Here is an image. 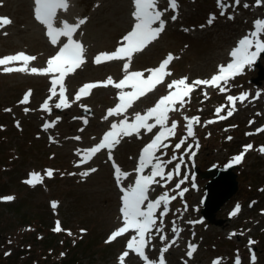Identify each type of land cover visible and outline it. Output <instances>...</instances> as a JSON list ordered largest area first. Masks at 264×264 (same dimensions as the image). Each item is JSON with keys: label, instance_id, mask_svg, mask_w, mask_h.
I'll return each instance as SVG.
<instances>
[{"label": "rangeland", "instance_id": "rangeland-1", "mask_svg": "<svg viewBox=\"0 0 264 264\" xmlns=\"http://www.w3.org/2000/svg\"><path fill=\"white\" fill-rule=\"evenodd\" d=\"M118 1L69 0L68 10L56 15V27H62L63 21L75 24L78 19L87 18L72 37L83 46L84 62L74 72L66 73L63 81L70 106L56 108L60 86L56 85V95H52L51 89L52 80L59 79V73H33L31 69L46 68L49 58L67 43V37L61 36L57 45L51 43L46 26L35 18V0H0V15L11 18L10 25L0 27V58L20 52L36 57L27 63L19 60L0 65V264H63V260L73 264H121L125 251L128 256L123 264H147L134 248H128L134 237L139 238L136 230L108 241L112 231L123 222L122 187L131 182L142 147L160 126L151 132L142 129L139 135H118L117 145L90 158L86 150L102 131L111 130L113 123L119 125L126 117L130 122L135 113L150 108L149 103L156 98L138 100L120 115H108V110L119 102L121 91L114 85H99L90 89L89 95L75 99L85 84L103 82L109 76L118 83L125 75L126 61L94 62L98 54L114 51L135 21L132 16L123 28L113 35L108 33ZM254 1L240 0L236 4L235 0H225L228 7L222 9L217 0H177L178 8L173 10L169 0H161L158 10L163 11L167 27L131 60L129 71L156 68L171 53L174 59L166 66L171 75L164 76L163 86L182 77L191 82L208 78L230 60L232 47L251 31L252 21L264 18V6L255 7ZM132 2L126 0L125 4L130 6ZM259 38L264 39V33ZM260 64L264 69V56L260 57ZM5 67L26 70L5 72ZM258 71L253 63L246 65L226 85L221 84L225 91L213 88L214 98L203 97L202 89H198L186 98L183 108L177 105V110L168 112L167 126L170 128L176 121L177 127L175 134L164 140L167 147L159 149L156 155L171 162L165 164L164 178H156L158 183L149 193H153V199L165 192L175 199L169 200L166 209L163 203L159 206L155 227L145 235L144 252L149 261L158 264L167 247L163 252L166 264H213L217 259L220 264H236L237 257L240 264H253V255L255 264H264V131H257L264 128V78L259 79V84L251 81ZM256 87L260 92L255 105L240 104L234 116L222 122H200L199 127L195 122L193 134L201 139L196 154L175 147L181 139H191L185 132L183 114L190 111L210 115L211 107L226 99L227 93H242ZM29 90L28 101L22 103ZM216 94H220L219 98ZM45 101L50 111L42 107ZM252 116L254 121L248 122ZM46 123L51 125L47 129L43 127ZM241 144H252L253 150L233 170L238 189L216 213L222 223L196 224L202 208L200 198L210 178L200 179L195 169L205 171L223 166L241 151ZM114 166L129 173L119 185ZM92 168L96 171L90 172ZM48 170H52L50 177ZM33 172L42 178V182H34L35 186L26 183ZM85 172L88 174L83 175ZM167 173H174L173 179H168ZM193 182L197 183L195 189L191 187ZM179 188L186 189V193L179 194ZM7 196L14 199H2ZM52 202H58L55 208ZM237 205L239 213L229 215ZM162 212L165 214L161 215ZM57 221L60 231H54ZM190 245L196 246L191 257L187 255Z\"/></svg>", "mask_w": 264, "mask_h": 264}, {"label": "snow or ice", "instance_id": "snow-or-ice-1", "mask_svg": "<svg viewBox=\"0 0 264 264\" xmlns=\"http://www.w3.org/2000/svg\"><path fill=\"white\" fill-rule=\"evenodd\" d=\"M236 4L240 3V0H235ZM264 3V0H257V4L260 5ZM134 11L132 13L135 24L131 31H129L126 35L122 37L120 42V46H118L112 52H102L95 57L94 62L100 64L104 61H112V60H123L127 58V62L123 65V71L125 75L123 78L117 83L113 80L111 76L107 78L106 81L89 83L83 85L75 99L79 100L81 96L89 95V90L97 87L99 85L107 86L114 85L117 89H123L125 86H130L133 91L125 92L121 91L119 93V103L112 109L108 110V115H120L127 111L130 107H132L133 103L145 96L147 92L152 91L154 87L162 83L163 76H170L171 72L166 71V66L174 59L172 54L170 53L167 58H165L158 67L152 69H146L144 71L150 73L147 78H142L144 76L143 71H129L132 56L134 53L142 51L148 44L152 41L156 40L159 35L164 31L166 21L162 18L163 11L158 10L159 0H133ZM218 7L225 9L228 5L225 3V0H217ZM70 6L69 0H35V18L44 24L47 28V35L50 38V41L53 45H57L59 42V38L61 36L67 37V43H64L60 50L56 55L49 58L47 61V67L44 69H36L33 68L31 71L33 73H50V72H58L59 79H53L51 89L52 95H56V85L60 86L59 96L60 101L55 104L56 108L61 107H69L70 105L67 103L65 98V85L63 83L66 73H72L76 68L80 67L84 62L82 58L83 46L80 42L72 39L73 34L80 27V25L86 22L87 18L78 19L77 23L70 24L67 21L62 22V27H56L54 25V21L56 19V13L58 9L67 11ZM169 6L175 10L178 8L177 0H169ZM248 7V5H244ZM166 11V10H165ZM224 14V11H221V15ZM232 18V17H229ZM173 20L176 19V16L172 17ZM214 19V17H212ZM212 19L209 20V23L212 22ZM11 23V20L8 17H0V27L8 25ZM158 26H154L157 25ZM256 30L251 32L250 35H246L241 38L238 42V46L235 47L230 55L233 58L231 62H229L226 66L220 65L218 69V74H214L210 79H197L192 81L191 84L188 83L187 77H182L177 80H173L168 84V88L170 89L167 95L162 96L157 103L145 110L142 113H135L134 120L129 122L127 117L120 121L119 125L113 123L109 132H107L100 144L92 147L91 149H87L86 152L89 154L88 158L92 154H95L99 150L107 147L111 149L115 143H119V139H117L118 135H132L133 133L139 135L141 129H145L146 131L151 132L154 127L157 125L160 126L161 131L155 135V137L151 140L149 144H147L140 155L139 167L136 169L138 173H143L144 169L151 166L150 174L144 175L141 174L135 180L134 185H130L126 189H122L124 194L122 196L123 206L121 208V212L123 214V227L119 228L116 231H113L109 237V241L119 237L123 233L127 232L130 228H133L137 231L138 240L134 237L129 243L128 248H134L135 251L147 262V264H157L156 261H149L148 257L145 255L144 247L146 244L145 235L149 232V229L155 227L154 220V211L163 203L166 206L170 199H175V197H169L168 193H163L156 200L150 201L148 197V191L150 185L153 183H158L155 180L156 177L164 178V167L166 163H170L171 161H162L159 156L156 155V152L161 148H166L167 145L162 141L167 138L169 135H174V130L177 127V122L173 121L171 123L170 128L167 126L168 122V112L177 110L175 108L176 103H179L180 108L184 107L185 96H189L190 93L194 90L195 86L198 85H210L213 87H219L220 91H225V86L221 85V82H224V85L227 84L230 78H234L237 74L241 73L246 65H250L254 59L264 53V39H260V34L264 33V20H256L255 22ZM254 49V50H253ZM36 57L26 55L23 52L17 53L11 56H5L0 58V65H5L8 62L23 60L25 63L28 61L35 60ZM5 72L11 71H25V68H17L13 69L10 67H5L3 69ZM175 86V91H171ZM30 95L26 93L24 96L22 103L28 101ZM247 93L240 94L239 97H234L229 95L227 97L228 101L233 104V108L227 112V116H231L234 110V104L237 100L243 102L247 98ZM259 95V94H257ZM207 96V93H205ZM45 110H49V104L47 101L42 105ZM223 106L218 107L216 109V113L219 114L222 111ZM5 111H11L10 109H5ZM28 111V109H25ZM227 116H220V119H226ZM59 119V118H57ZM107 119V116H105ZM150 119H154V123H149ZM186 120H189L187 125L188 135H193V126L192 121L199 122L198 117L188 118L185 117ZM87 121H85L86 123ZM211 121H209L210 123ZM51 125L46 123L43 127L47 129ZM17 127H19V122H17ZM82 130V129H81ZM257 131H264V128L257 129ZM75 139L79 140L80 137H75ZM231 139V137H229ZM183 142V141H182ZM181 142V143H182ZM177 149L181 147V144L178 143L175 145ZM253 146L251 144L246 145L244 151H248ZM261 151H264V147L261 148ZM244 153H240L236 157L233 158V162L239 163L243 159ZM109 158L111 159V152H109ZM83 162V161H82ZM115 167V177L118 185L121 183V178H127L129 173L122 172L119 166ZM179 165H177V168ZM90 172H95L96 169L92 168L89 170ZM88 172L83 173V175H87ZM47 175L50 177L52 175V170L47 171ZM31 179L27 180L26 183L35 186L34 182H42V178L38 173H31ZM172 173H167V178L171 179ZM183 181H181L182 183ZM179 187V184L177 185ZM186 191V189L184 190ZM182 195V193H181ZM2 199L6 201L13 200L14 197L7 196ZM145 201H148L146 208H142V205L145 204ZM58 202H52V207L55 208ZM239 210V205L236 207V211ZM165 213H161L164 215ZM235 214V212L233 213ZM57 227L54 231H60V222L57 221ZM84 231V230H82ZM71 235V233L69 232ZM164 239V237H161ZM253 243L252 241L249 242ZM190 251H188L187 255L191 257L193 252L195 251L196 246L190 245ZM167 251V247L164 248L161 252V256L159 258L158 264H166V261L163 256V252ZM7 254V253H6ZM128 256V252L125 251L121 257L120 261L123 264L124 257ZM255 255L252 256L253 264H255ZM213 264H220L219 259L213 261ZM236 264H240L239 257L236 259Z\"/></svg>", "mask_w": 264, "mask_h": 264}, {"label": "water", "instance_id": "water-1", "mask_svg": "<svg viewBox=\"0 0 264 264\" xmlns=\"http://www.w3.org/2000/svg\"><path fill=\"white\" fill-rule=\"evenodd\" d=\"M261 55L264 56V53ZM256 65L260 68L259 78L264 77L260 62L257 61ZM259 78L251 79V81L257 83ZM236 168L234 164H227L205 171H197L201 178H210L208 184L205 185V208L202 210V214L213 224L220 225L222 223V220L216 218V213L238 189L237 174L233 171Z\"/></svg>", "mask_w": 264, "mask_h": 264}, {"label": "bare ground", "instance_id": "bare-ground-1", "mask_svg": "<svg viewBox=\"0 0 264 264\" xmlns=\"http://www.w3.org/2000/svg\"><path fill=\"white\" fill-rule=\"evenodd\" d=\"M125 2L126 0L118 1V7L116 8L114 14L115 16L113 18H110V24H109L110 29L108 31L109 34L113 35L115 32L123 28L130 20H132V12L135 9L133 7V4L129 6L127 5V3L125 4ZM262 5L264 6V3ZM165 27H167V23L165 24ZM92 36H94V34H92ZM107 43H110V41ZM151 44L152 43L148 44L142 51H145ZM194 255H196V253H194Z\"/></svg>", "mask_w": 264, "mask_h": 264}, {"label": "trees", "instance_id": "trees-1", "mask_svg": "<svg viewBox=\"0 0 264 264\" xmlns=\"http://www.w3.org/2000/svg\"><path fill=\"white\" fill-rule=\"evenodd\" d=\"M2 204H4V203H2ZM70 262H71V261H70ZM70 262H69V260H66V261L63 260V264H69ZM71 263L73 264V262H71ZM53 264H60V263H57V262H56V263H53Z\"/></svg>", "mask_w": 264, "mask_h": 264}]
</instances>
